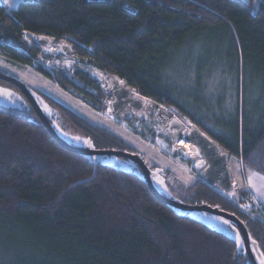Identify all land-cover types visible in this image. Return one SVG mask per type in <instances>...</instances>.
Here are the masks:
<instances>
[{"label": "trees", "instance_id": "trees-1", "mask_svg": "<svg viewBox=\"0 0 264 264\" xmlns=\"http://www.w3.org/2000/svg\"><path fill=\"white\" fill-rule=\"evenodd\" d=\"M25 34L66 40L73 59L96 69L55 78L93 108L111 100L99 73L116 76L264 176L263 0H25L11 12L0 4V52L33 66L40 50ZM40 98L95 149L135 152L108 127ZM94 172L87 157L53 139L31 106L0 107V264H251L244 244L160 202L138 166L100 161L91 179ZM189 194L194 205L236 215L261 264L264 222L202 182Z\"/></svg>", "mask_w": 264, "mask_h": 264}, {"label": "rangeland", "instance_id": "rangeland-1", "mask_svg": "<svg viewBox=\"0 0 264 264\" xmlns=\"http://www.w3.org/2000/svg\"><path fill=\"white\" fill-rule=\"evenodd\" d=\"M22 1L25 0H8V2L0 0V4L8 12H11L16 10ZM27 42L30 46L32 45L30 44V39ZM60 43H67V41L54 40V43L50 45L52 48L51 53H45L46 56H44L43 64L32 61L34 65L38 66L37 69L33 67L34 65L27 66L14 62L7 55L0 52V73L25 84L32 94L40 100L41 93L50 96L66 107L80 112L81 115L87 117L94 124L108 127L111 132L119 136L121 140L134 149L135 152L129 153L142 155L149 169L152 171L154 168L163 170V173H160L153 179L155 187L162 195L182 204L194 205L191 201L189 188L196 182L204 183L200 178V172L206 167V162L199 152H193L188 149L183 140L184 138L176 140L174 135L167 132L166 127L170 115H177L171 109L159 104V106L149 111V118L147 120H137L134 123H130L127 120L123 121V119L117 120L111 115V105H109L111 100L108 98H103L101 109H96L69 91L62 89L55 80L57 74L70 70L71 68L79 69L87 67L93 70L96 69L88 66L85 62H79L76 58H70L69 60L71 62L63 66L62 59L54 58V55H56V44ZM19 50L27 52L23 49ZM37 56H42L41 51L37 53L35 58ZM39 68H42L48 73V70H51L55 77L53 79L47 78L40 73ZM98 79V83H100L105 92L106 85L108 84V76L104 75L102 79L101 77ZM121 81L125 82L124 80ZM134 92L139 94L136 90ZM25 104L26 99L13 89L11 84L0 83V107L23 109ZM47 110L53 118L56 131L65 141L72 143L76 147H86L87 140H85L84 136L75 127L59 113L54 112L50 108H47ZM115 161V159L109 158L104 163L115 164ZM119 163L124 170L135 171L136 164L134 162L128 159H119ZM229 163L234 185L233 190L230 193H225L218 186L211 187L207 185L231 206L250 219H264L260 210H254L253 206L247 203V200H249L247 197L249 188L245 179H243V173L246 169L242 161L231 157ZM195 216L211 228L229 235L237 240L241 246L243 245L239 230L235 226H229L228 221L224 218L204 212H198Z\"/></svg>", "mask_w": 264, "mask_h": 264}, {"label": "water", "instance_id": "water-1", "mask_svg": "<svg viewBox=\"0 0 264 264\" xmlns=\"http://www.w3.org/2000/svg\"><path fill=\"white\" fill-rule=\"evenodd\" d=\"M31 41H35L36 44L41 47H47L54 43V40L48 36L38 37L36 35H31ZM56 54L65 57L66 59H70L74 57V50L69 44L60 43L56 44ZM33 67L35 69L38 68L37 65H34ZM99 76L104 77V74L99 73ZM107 76L108 84L106 85V92L111 98V115L117 120L123 119V121H126L125 113L127 110L131 111L133 115H139L141 112H146L148 109L150 111L153 108L159 106L157 102L135 93L134 89L130 85H128L126 82H121V80L116 76ZM0 81L7 82L20 90L22 95L31 105L32 109L35 111L36 115L44 125L45 129L60 146L72 153L85 156L89 159L90 163L95 166V172L91 179L96 177L97 167L100 161L104 162L109 158L115 157L116 161L114 166H116L118 169L121 168L119 159H128L134 162L136 166H138L142 171L143 177L146 180L152 194L160 202L170 207L176 208L184 213H191L195 215L198 212H204L216 215L227 220L229 226H235L242 236L244 248L251 264H258L256 260V257H260L258 244L250 239V235L245 224L236 215L223 211L219 207H212L208 204L187 205L165 197L157 190L153 183V179L156 178L160 173H163V170L156 169L152 171L149 169L143 160L142 155L140 154H132L121 150L95 149L90 139L86 141L87 144L85 148L76 147L72 143L65 141L58 134L50 120L47 118L44 110L41 109L38 101L25 84L19 82L18 80L9 78L1 73ZM141 118L143 120H147L149 115L145 117L141 116ZM166 130L169 134L177 137L176 140L188 136L192 131L190 134L191 141L198 148L199 153L206 162V167L200 172V178L209 186H218L226 193H230L233 190L234 185L232 182L229 163L230 156L219 146L217 142L212 140L193 124L189 122H183L174 114L170 115V120L167 123Z\"/></svg>", "mask_w": 264, "mask_h": 264}, {"label": "crops", "instance_id": "crops-1", "mask_svg": "<svg viewBox=\"0 0 264 264\" xmlns=\"http://www.w3.org/2000/svg\"><path fill=\"white\" fill-rule=\"evenodd\" d=\"M243 176L255 201L264 208V176L248 169L244 170Z\"/></svg>", "mask_w": 264, "mask_h": 264}, {"label": "built area", "instance_id": "built-area-1", "mask_svg": "<svg viewBox=\"0 0 264 264\" xmlns=\"http://www.w3.org/2000/svg\"><path fill=\"white\" fill-rule=\"evenodd\" d=\"M39 37V36H38ZM30 37H29V35L28 34H25L24 35V39L27 41L28 39H29ZM35 42V41H34ZM36 43V42H35ZM1 44V43H0ZM30 44H32V41H30ZM37 47H38V49L41 51V57L40 56H37L36 58L34 57L33 59H32V61H35V62H38V64H43V62H44V56H46V54L45 53H47V51H46V47H41V46H39V45H37ZM24 52V51H23ZM26 53V52H25ZM27 54V53H26ZM28 55V54H27ZM29 56V55H28ZM54 58L56 59V58H60V59H62V62H63V66H65L68 62H71V60H69V59H66L65 57H61V56H58L57 54L56 55H54ZM61 62V63H62ZM46 69V68H45ZM49 71V73L52 75V77H55L54 76V73L51 71V70H48ZM109 105H111V101L109 102ZM181 119V118H180ZM169 120H170V118H169ZM169 120H168V122H169ZM183 122H187V120H184V119H181ZM167 122V123H168ZM189 122V121H188ZM190 123V122H189ZM247 197L249 198V200H247L248 202V204L249 205H251V206H253V209L254 210H260L261 211V213H262V215H263V217H264V208L262 207V206H260L259 204H257V202L255 201V199H254V196H253V194L250 192V191H248L247 192ZM252 210V209H251ZM247 211V210H246ZM261 221L262 222H264V219H261Z\"/></svg>", "mask_w": 264, "mask_h": 264}, {"label": "flooded vegetation", "instance_id": "flooded-vegetation-1", "mask_svg": "<svg viewBox=\"0 0 264 264\" xmlns=\"http://www.w3.org/2000/svg\"><path fill=\"white\" fill-rule=\"evenodd\" d=\"M21 95H22V93H20ZM23 96V95H22ZM24 97V96H23ZM35 98H36V100L38 101V104H39V106L41 107V109H43L44 110V112H45V114H46V116H47V118L50 120V122H51V119H50V115H49V112H48V110H47V108H48V106H47V104L44 102V100H40V99H38L36 96H34ZM25 98V97H24ZM27 105H29V106H31L29 103H28V101L26 100V104L24 105V106H26L27 107ZM23 106V107H24ZM47 107V108H46ZM32 108V107H31ZM33 110V109H32ZM34 111V110H33ZM35 112V111H34ZM36 114V113H35ZM149 115V109L148 110H146V112H141L139 115H133L132 113H131V111H129V110H127L126 111V113H125V118H126V120L128 121V122H130V123H134L135 121H137V120H143L142 118H141V116L142 117H145V116H148ZM38 117V116H37ZM52 123V122H51ZM53 124V123H52ZM54 126V125H53ZM175 139H177V137H175ZM84 148H85V146H84ZM114 159V158H113ZM116 160V159H115ZM156 168H154L153 170H155Z\"/></svg>", "mask_w": 264, "mask_h": 264}, {"label": "bare ground", "instance_id": "bare-ground-1", "mask_svg": "<svg viewBox=\"0 0 264 264\" xmlns=\"http://www.w3.org/2000/svg\"><path fill=\"white\" fill-rule=\"evenodd\" d=\"M51 49H52L51 46H47L46 47V50H47L48 53H51ZM191 133H192V131L190 132V134ZM190 134L188 136L184 137L183 140L185 141V143H186V145H187L189 150H191L193 152H199L198 148L192 143ZM211 187H216V186H211Z\"/></svg>", "mask_w": 264, "mask_h": 264}, {"label": "snow or ice", "instance_id": "snow-or-ice-1", "mask_svg": "<svg viewBox=\"0 0 264 264\" xmlns=\"http://www.w3.org/2000/svg\"><path fill=\"white\" fill-rule=\"evenodd\" d=\"M5 2H8V0H5ZM227 223V221H225ZM261 264H264V260L261 261Z\"/></svg>", "mask_w": 264, "mask_h": 264}]
</instances>
